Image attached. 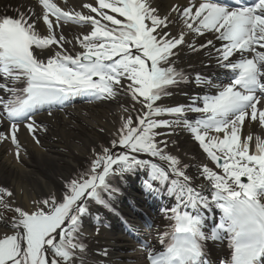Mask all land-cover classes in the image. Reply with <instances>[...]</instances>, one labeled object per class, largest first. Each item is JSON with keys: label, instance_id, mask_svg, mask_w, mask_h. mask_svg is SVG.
Returning <instances> with one entry per match:
<instances>
[{"label": "snow or ice", "instance_id": "snow-or-ice-1", "mask_svg": "<svg viewBox=\"0 0 264 264\" xmlns=\"http://www.w3.org/2000/svg\"><path fill=\"white\" fill-rule=\"evenodd\" d=\"M38 4L42 14L0 15V123L10 122L0 141L10 138L19 148L21 122L34 134L35 113L47 108L51 114L78 96H128L135 117L122 120L111 147H102L87 169L66 181L59 197L14 209L13 234L0 238V264H85L81 229L90 203L109 207L119 191L113 180L141 169L148 170L143 185L149 195L163 193L174 201L162 209L170 226L158 236L161 247L143 242L148 264H213L209 242L225 241L230 252L218 264H264V138H241L246 121L264 127V0L173 6L170 12L183 24L178 35L168 31L173 18L161 17L151 0H94L82 4L86 14L53 0ZM69 22L91 27L77 38L84 51L74 55L64 47L71 41L57 35ZM206 34L213 38L199 48L215 50L216 66L226 70L228 82L197 74L196 83L216 89L214 94L173 107L158 104L173 94L170 89L190 82L176 67L177 50L187 44L197 51L186 37ZM189 113L198 115L189 119ZM176 127L189 131L214 162L215 170L200 169L204 183L194 184L187 166L166 151L167 141L156 139L163 135L156 129ZM117 147L122 151H113ZM5 196L13 193L0 187V204L8 207ZM217 210L218 222L211 215Z\"/></svg>", "mask_w": 264, "mask_h": 264}, {"label": "bare ground", "instance_id": "bare-ground-1", "mask_svg": "<svg viewBox=\"0 0 264 264\" xmlns=\"http://www.w3.org/2000/svg\"><path fill=\"white\" fill-rule=\"evenodd\" d=\"M53 2L65 10L71 9L86 14L87 10L82 8V4L93 3L94 0ZM191 2L199 3L196 0H151L152 6L158 10L161 17L168 15L175 21L168 29L173 35L179 34L183 24L178 14L170 12V9L176 5L187 6ZM30 10L42 14L35 0H0V15H27ZM38 28L43 34H47L46 26L42 22ZM90 31V26L69 22L57 35L62 33L67 41H71L65 43L64 47L74 55L84 51L77 38ZM212 38L211 34L186 37L188 43L195 44L198 50L192 51L185 44L177 50L178 56L175 59L176 67L188 75L190 82L170 89L173 94L163 98L158 104L173 107L189 103V98L195 95H203L209 91L213 94L216 89L209 90L206 86L196 83L197 74L211 79L213 83H227L228 73L216 66L215 50L211 46L199 48V45ZM214 43L217 47L220 46L219 42ZM133 103L130 97L122 94L115 100L87 99V102L79 106H75L73 102L64 108L54 109L51 114L33 116L32 120L36 124L34 134L27 129L26 122L20 123L16 133L19 148L10 138L0 141V187H5L13 193L11 198L4 197L8 205L6 208L13 211L16 207L29 210L36 201L53 195L59 197L66 181L87 169L94 155L99 153L102 147H111V141L117 138V130L122 120L129 115L135 117V112L131 111ZM135 108L139 109L140 105L135 104ZM197 115L189 113L188 118L194 119ZM159 119L171 117L163 116ZM155 131L163 134L156 137L158 141H167L166 151L177 157L181 166H187L185 171L188 176L194 178V184L204 183L202 178H198L202 166L208 165L215 170L214 162L207 157L186 129L159 128ZM0 132H9L5 120L0 123ZM249 134L264 138V127L258 122L246 121L241 130V138L244 139ZM113 151L119 153L122 149L117 147ZM141 158L149 159L147 156ZM147 179V169H141L122 180L116 178L113 184L119 191L109 201V207L90 203L89 214L83 218L81 229V239L86 247L85 264H148L143 241L157 248L161 247L158 236L170 226L162 209L172 206L174 201L163 193L149 195L143 185ZM14 214L16 217L15 211ZM211 215L219 219L218 210ZM125 217L127 220L123 219ZM123 220L124 226L120 225ZM145 221L147 225L143 226ZM11 222L12 220L6 230ZM148 225L151 226L147 227ZM3 235L5 233L0 232V238ZM208 250L214 260L227 254L226 243L209 242Z\"/></svg>", "mask_w": 264, "mask_h": 264}, {"label": "rangeland", "instance_id": "rangeland-1", "mask_svg": "<svg viewBox=\"0 0 264 264\" xmlns=\"http://www.w3.org/2000/svg\"><path fill=\"white\" fill-rule=\"evenodd\" d=\"M14 218V211L6 208L4 204H0V232L3 231L5 234H13L14 230L10 227L6 230V226L9 225L10 220H13Z\"/></svg>", "mask_w": 264, "mask_h": 264}]
</instances>
